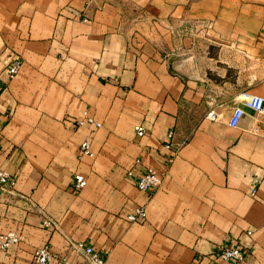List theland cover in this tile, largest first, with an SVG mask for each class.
Masks as SVG:
<instances>
[{
    "label": "crops",
    "instance_id": "1",
    "mask_svg": "<svg viewBox=\"0 0 264 264\" xmlns=\"http://www.w3.org/2000/svg\"><path fill=\"white\" fill-rule=\"evenodd\" d=\"M243 93L264 97V0H0V171L17 182L0 186V233L23 235L0 264L47 244L91 264L68 239L106 264H231V246L264 264V115L229 125ZM85 113L101 127L78 128ZM171 131L185 144L167 167ZM149 169L164 182L144 193ZM141 206L144 223L125 218Z\"/></svg>",
    "mask_w": 264,
    "mask_h": 264
},
{
    "label": "built area",
    "instance_id": "2",
    "mask_svg": "<svg viewBox=\"0 0 264 264\" xmlns=\"http://www.w3.org/2000/svg\"><path fill=\"white\" fill-rule=\"evenodd\" d=\"M22 64L19 60L14 61L8 68L6 73V78L8 81H13L19 75ZM245 108L251 109L252 111L264 115V97L251 94L243 93L240 96V105L235 109L229 125L236 128L243 116L245 115ZM209 117L216 119L218 115L212 111ZM76 125L78 128L93 126L95 128H100L101 124L96 122L91 118L88 113L84 114L82 119L76 120ZM135 131L139 137H144L146 135V130L142 125H136ZM175 133L171 131L168 134L167 142L165 143V148L171 151L172 154L167 159V167L171 166L174 161L176 154L178 153L180 147L185 144H175ZM79 157L93 156L91 151V140L90 138L85 139L79 147ZM141 161H135L134 168L127 171V176L131 179L137 174L136 168L141 166ZM164 182V178L157 171L149 169L143 174L138 176L135 182V186L144 193H153L159 189ZM16 179L10 173L5 171H0V186L4 189L11 190L16 186ZM75 190H81L87 186V179L84 175H78L75 183ZM147 213L144 206L138 207L132 214L125 215V218L133 223H144L146 221ZM44 226L51 231L57 229L56 223L46 217L44 220ZM23 240V235L16 232L0 233V249L8 250L12 247L18 245ZM70 248L72 251L83 253L86 259L91 264H106L107 258L97 252L92 246L87 245L82 242H74L68 239ZM246 253L237 246L224 247L220 250L217 256L220 260L231 263V264H242L246 260ZM33 262L34 264H68L69 260L67 255L59 254L51 248L50 245H44L33 252Z\"/></svg>",
    "mask_w": 264,
    "mask_h": 264
},
{
    "label": "water",
    "instance_id": "3",
    "mask_svg": "<svg viewBox=\"0 0 264 264\" xmlns=\"http://www.w3.org/2000/svg\"><path fill=\"white\" fill-rule=\"evenodd\" d=\"M174 69L179 72L180 74L184 75L185 77L189 78V79H195V76L193 73H191L188 70H184L182 68V65H180L179 63H175L174 64Z\"/></svg>",
    "mask_w": 264,
    "mask_h": 264
},
{
    "label": "rangeland",
    "instance_id": "4",
    "mask_svg": "<svg viewBox=\"0 0 264 264\" xmlns=\"http://www.w3.org/2000/svg\"><path fill=\"white\" fill-rule=\"evenodd\" d=\"M176 63H179L180 65H182V68L184 70H188L192 73V70L188 67V63L186 61H182V60H177L175 61ZM182 75V74H181ZM184 76V75H183Z\"/></svg>",
    "mask_w": 264,
    "mask_h": 264
}]
</instances>
